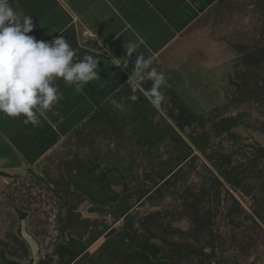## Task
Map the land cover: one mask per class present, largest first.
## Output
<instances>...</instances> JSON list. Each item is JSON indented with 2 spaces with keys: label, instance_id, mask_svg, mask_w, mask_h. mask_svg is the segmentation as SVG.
I'll return each mask as SVG.
<instances>
[{
  "label": "trees",
  "instance_id": "16d2710c",
  "mask_svg": "<svg viewBox=\"0 0 264 264\" xmlns=\"http://www.w3.org/2000/svg\"><path fill=\"white\" fill-rule=\"evenodd\" d=\"M253 3L250 9L258 7V3L262 5V21L258 38L238 50L235 96L212 114L199 115L182 103L168 80L158 89L162 98L154 96V79L143 70L142 78L122 86L63 140L61 148L43 158L45 168L41 171L54 190L47 185L44 188L50 198L56 199L58 210L53 220L55 240L46 245L38 262L19 233L20 220L29 223L23 200H31L33 186L20 183L17 188L20 176L5 185L16 227L11 226L8 241L0 240V264H212L216 242L222 239L243 252L258 242L264 243V145L259 141L246 143L237 131L264 136V0ZM224 4L222 0L219 7L226 9ZM100 140L107 143L108 151L97 160L95 168L86 171L89 175L100 170L105 175L113 172L120 179L114 184L119 192L109 186L111 198L101 204H113L89 208L90 213L100 215L90 220L81 217L76 209L80 199L72 197L71 202L60 191L63 183L65 190L72 192L66 188L70 176L75 177V187L82 189L73 170L85 166L82 157L90 163L85 151L93 150ZM66 159H70L71 168L68 182L62 178L60 181L61 176L56 175ZM194 177L199 183L191 181ZM230 190L249 199L251 214L229 194ZM18 194L23 198H16ZM222 194L225 200H221ZM184 195L188 196L183 216L193 228L184 234L182 242L174 235L179 230L171 234V225L164 222L160 212L142 217L135 211L137 206L163 211L172 208L174 213L166 212L170 215L166 217H174ZM226 197L231 204L224 218L232 233L227 239L221 237L213 223L220 203H227ZM167 199L170 201L165 202ZM1 205L5 207L4 202ZM107 219H111L110 224ZM120 221L115 234L87 256L89 247ZM30 233L37 240L47 234L45 230ZM206 235L211 238L210 252L188 240L199 242ZM236 248L234 251L239 250ZM238 262L232 259V263L221 264Z\"/></svg>",
  "mask_w": 264,
  "mask_h": 264
},
{
  "label": "crops",
  "instance_id": "0c3cea01",
  "mask_svg": "<svg viewBox=\"0 0 264 264\" xmlns=\"http://www.w3.org/2000/svg\"><path fill=\"white\" fill-rule=\"evenodd\" d=\"M10 2L14 9L32 16L35 28L29 35L51 40L62 33L77 50L76 59L95 56L99 60L100 78L82 87L57 81L62 99L40 118L37 126L24 123L25 117L9 118L0 113V169L13 171L0 175L4 186L10 183L7 178L11 181L27 173V166L37 168L47 154L56 150L110 96L125 84L135 83L137 71L147 70L150 74L155 69L163 73L162 57L170 50L175 52L176 46L180 49L183 45L178 43L186 40L189 44V39L200 37L197 34L202 31V24L212 26L213 17L226 10L219 7L222 0ZM226 2L235 6L241 0ZM244 2L246 9H250L252 2ZM132 45L135 51L129 56ZM139 56L149 63L138 69Z\"/></svg>",
  "mask_w": 264,
  "mask_h": 264
},
{
  "label": "rangeland",
  "instance_id": "374dc122",
  "mask_svg": "<svg viewBox=\"0 0 264 264\" xmlns=\"http://www.w3.org/2000/svg\"><path fill=\"white\" fill-rule=\"evenodd\" d=\"M249 1V0H246ZM253 1L257 0H250L251 5H253ZM226 10H224L220 16L213 17L212 26L210 23L202 24L203 29L202 31L197 34L200 37H196L195 40L189 39V44L185 40L184 42L178 43V45H183L180 49L179 46L175 48V52L172 50L169 51L168 55H164L162 57L164 67H162L163 74L166 80L170 81L169 86L172 90L182 99V103L187 105L199 115H210L214 112L215 108L222 107L225 105L231 98L235 95V88L233 86V81L237 79L236 77V70H237V62L239 57L238 50L240 47L245 48L248 45H252V40L257 39L259 36L258 29L261 25L262 17H260V8L262 9V5L258 3V7H253L252 9H246L247 3L244 0H241L238 5H230V2H226L225 4ZM264 19V16H263ZM200 29L202 28L201 24ZM185 46H184V44ZM178 48V49H177ZM243 135V139H245L246 143H254L259 141L262 145H264V136L253 132V131H246L243 129H238ZM64 139V138H63ZM62 139V140H63ZM62 143L59 145L61 148ZM98 149L96 150L97 155L105 154L108 151L107 143L104 141H98L97 145ZM95 148L90 151V156H92L91 152H94ZM85 156V155H84ZM100 157V156H99ZM85 158V157H82ZM90 163H91V159ZM70 159H66L63 163L60 164V170H56V175L61 176L59 180L68 182V172L71 168L68 166ZM96 164V163H91ZM37 166V165H36ZM39 167L35 170L32 166H27L28 173L20 174L19 181L16 183L17 188L20 187V183H25L26 186L29 185L33 186L31 190V195L29 198L31 199L29 202L26 201V198L23 200L24 203H27L24 210L28 213V220H29V231L32 233L41 232L42 230L46 231V235L38 236V240L41 246V252H45V247L49 244L50 241L53 242L56 237V231L53 229V220L54 215L56 214L57 208V201L55 198H50L51 196L47 193L46 189L44 188L46 185L41 184V180H36L34 177L33 171H38L37 175H43V171L45 168V163L43 160L40 161ZM36 168V167H35ZM26 170V169H25ZM40 172V173H39ZM100 171H93L91 173L90 182H93L94 185L97 186V181L102 179L100 175ZM12 174L13 171L9 169H0V175L2 174ZM49 176H53L48 172ZM113 172L107 173V178L110 180V186L112 190L119 192V188L116 187L115 178H113ZM14 176V175H13ZM62 178V179H61ZM11 178H7L10 182ZM72 181L75 180V177H71ZM45 180V179H44ZM35 181V183L33 182ZM46 181H48L46 179ZM80 181H82L80 179ZM194 184L199 183V179L196 177L192 178L191 180ZM40 182V183H39ZM52 184V183H51ZM85 183L82 185L81 191L78 190L75 186L71 183H68L66 188L72 189V192L66 191L63 183L61 185V191L66 194V198H69L71 202L73 201L72 197L75 199H80V203H78L77 210L81 214V217L88 218L90 220H94L100 217L99 214L90 213L88 211L89 208L96 205V203H92L90 201L91 197L98 199L101 196H104V190H98L97 188L93 187ZM106 190V199L111 198V193L107 192V183L102 184ZM131 186V185H129ZM15 187V186H14ZM51 188V187H50ZM52 189V188H51ZM8 190V189H7ZM5 186L3 185L1 178H0V240L8 241L7 233L12 232V227L15 224L16 219L12 215V208L10 204L12 202L9 201L7 197V192ZM24 193V191L22 190ZM69 192V193H68ZM74 192V193H73ZM104 193V194H103ZM71 194V196H70ZM85 194L91 196L87 197ZM229 194L232 195L235 199H237L242 207L251 214V209L249 205V199L246 197H242L239 193L234 191H229ZM75 195V196H74ZM16 198H23L22 195H15ZM185 199H181L179 201L178 209H176L177 214L174 217H166L170 216L168 213H174V209L169 208L166 211L161 210V208L154 209V208H147L145 207H136L135 211L138 213L139 216L145 217L149 213L158 211L161 213L160 216L165 217L164 222L166 224L171 225L170 233H174L178 231V233H174V235L178 238L180 242L185 238L184 234L188 232V230L192 229V223L187 218V216H183L184 210L186 211V198L188 195H184ZM225 196V194H224ZM55 197V196H54ZM225 198V197H224ZM223 198V194L221 196V200H225ZM227 198V203L222 201L220 203V207L218 208V214L213 220L215 224V230H218V233L221 237L227 239L228 237H232V233L230 232L231 229L227 226V222L224 218V215L227 212V208L230 206V198ZM34 200V201H32ZM50 200V201H49ZM170 199H167L165 202H169ZM1 202L5 203V207L1 205ZM76 204V201L74 202ZM113 204V201H110L108 204H101L98 206L108 208ZM8 212L11 213L8 215ZM14 213V212H13ZM181 214V215H180ZM49 217L48 219L46 218ZM13 220V221H12ZM107 222H111V219H107ZM169 222V223H168ZM121 221L117 224L111 226L112 228L116 229V231L121 227ZM14 227H16L14 225ZM264 228V227H263ZM216 232V231H215ZM115 234V233H114ZM227 237V238H226ZM199 242H196L193 238L188 239L190 242H194L198 247L204 248L205 251L210 252V245L211 238L206 235L205 237H201ZM103 238L96 241L93 245L89 247L86 251L88 254H93L96 249L101 245L103 242ZM229 241V240H228ZM240 241V239H239ZM233 245V244H232ZM231 244L227 243L225 240H220L216 242V257L212 258V264H220L222 262L232 263V259L239 260V264H264V243L258 242L256 245L249 248L248 251H241V248L238 251H234V248ZM54 246L49 248V252L53 250ZM1 250V249H0ZM7 259L10 258L6 255ZM25 263V261H23ZM27 263V262H26Z\"/></svg>",
  "mask_w": 264,
  "mask_h": 264
},
{
  "label": "clouds",
  "instance_id": "9594fccd",
  "mask_svg": "<svg viewBox=\"0 0 264 264\" xmlns=\"http://www.w3.org/2000/svg\"><path fill=\"white\" fill-rule=\"evenodd\" d=\"M35 28L32 16L13 8L10 0H0V113L9 118L25 117L24 123L37 126L40 118L62 99L57 81L82 87L99 79V60L93 55L76 59L77 50L62 33L51 40L29 35ZM135 51L132 45L128 55ZM143 56L137 66H147ZM154 79L153 94L166 83L162 72L149 74ZM136 78H142L137 71Z\"/></svg>",
  "mask_w": 264,
  "mask_h": 264
},
{
  "label": "flooded vegetation",
  "instance_id": "af4514ba",
  "mask_svg": "<svg viewBox=\"0 0 264 264\" xmlns=\"http://www.w3.org/2000/svg\"><path fill=\"white\" fill-rule=\"evenodd\" d=\"M98 149V147L97 146H95V150H94V152H91V154H92V156H90L89 154H90V151L89 150H87V151H85V154L87 155V157H88V159H91V163H96L97 162V160H99L100 158H102L103 157V154H101V155H97L96 154V150ZM100 156V157H99ZM81 161H82V163L83 164H85V166H88V167H85V166H83L81 169L79 168V171L78 170H76V169H74L73 170V174L75 173V174H77L78 175V177H79V179H81L82 181L80 182L81 183V185H83L84 183H85V185L86 184H88V185H90L91 186V183L93 184V182H94V180H92L91 179V173H90V175H89V173L86 171V170H90V169H93V168H95V166H96V164H91V163H89L88 161H86L84 158H81ZM88 164V165H87ZM70 166V165H69ZM38 168V167H37ZM37 168H34L33 170H35V169H37ZM38 172V171H37ZM36 171H33L32 173L34 174V176H37L38 178V180H41V184H44V185H47V186H49V183L50 182H48V181H46V177L45 176H41L40 174L39 175H37L38 173H37ZM28 173V172H27ZM40 173V172H39ZM69 173V172H68ZM100 175H101V177H102V179L100 180V181H97V186L96 185H94L93 184V187H95V188H97L98 190H104L105 191V194H104V196H101V197H99L98 199H95L94 197H91V196H89V195H87V194H85L87 197L89 196V197H91L90 198V201L92 202V203H96V204H98V205H101V203L102 202H104L105 200H106V190L104 189L105 187L102 185L103 183H107V187L109 188V186H110V180H108V178H107V175H105L103 172H101L100 173ZM89 178H90V180H92L93 182H90V180H89ZM113 178H115V181H118V180H120L117 176L116 177H114V175H113ZM45 179V180H44ZM69 180V179H68ZM44 182V183H43ZM70 183L73 185V186H75V184H74V182L70 179ZM111 187V186H110ZM107 188V189H108ZM81 191V190H80ZM107 192H108V190H107ZM55 197H57V195H55ZM88 197V198H89ZM94 214V213H93ZM25 221H26V226H27V231H28V233L30 234V235H32L31 233H30V231H29V228H28V223H27V220L25 219ZM20 223V222H19ZM19 233H20V224H19ZM34 238V237H33ZM35 239V238H34ZM37 242H38V240L37 239H35ZM38 244H39V246H40V243L38 242ZM30 251V250H29ZM40 252H41V246H40ZM41 253H43V252H41ZM43 256H44V253H43ZM43 256H41V257H43Z\"/></svg>",
  "mask_w": 264,
  "mask_h": 264
},
{
  "label": "water",
  "instance_id": "95a60500",
  "mask_svg": "<svg viewBox=\"0 0 264 264\" xmlns=\"http://www.w3.org/2000/svg\"><path fill=\"white\" fill-rule=\"evenodd\" d=\"M42 176V175H41ZM43 177V176H42ZM49 187L54 190V187L51 183H49ZM122 189V188H121ZM116 232V229L112 228L106 234H104L103 239H108ZM20 236L22 240L27 244L31 256L35 262L40 260V257L43 256V253L40 252V246L38 242L30 235L27 231L26 221L24 219L20 220Z\"/></svg>",
  "mask_w": 264,
  "mask_h": 264
}]
</instances>
